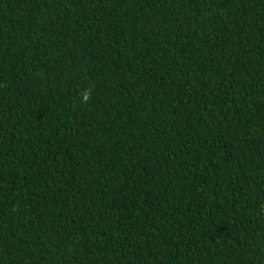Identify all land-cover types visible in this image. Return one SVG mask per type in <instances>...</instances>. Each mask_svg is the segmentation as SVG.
<instances>
[{"label":"trees","instance_id":"trees-1","mask_svg":"<svg viewBox=\"0 0 264 264\" xmlns=\"http://www.w3.org/2000/svg\"><path fill=\"white\" fill-rule=\"evenodd\" d=\"M0 264H264V0H0Z\"/></svg>","mask_w":264,"mask_h":264}]
</instances>
